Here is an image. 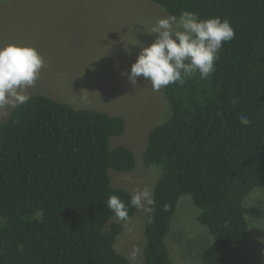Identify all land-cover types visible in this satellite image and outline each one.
<instances>
[{
    "label": "trees",
    "instance_id": "1",
    "mask_svg": "<svg viewBox=\"0 0 264 264\" xmlns=\"http://www.w3.org/2000/svg\"><path fill=\"white\" fill-rule=\"evenodd\" d=\"M151 1L170 16L227 18L235 37L207 79L197 73L164 87L170 116L152 128L143 155L162 168L145 264H175L167 236L184 195L213 237L204 263L231 264L250 233L246 202L264 187V0ZM126 127L122 116L39 93L12 108L0 124V264H131L115 248L123 226L105 203L117 195L135 215L131 194L110 177L136 166L132 150L111 145Z\"/></svg>",
    "mask_w": 264,
    "mask_h": 264
},
{
    "label": "rangeland",
    "instance_id": "2",
    "mask_svg": "<svg viewBox=\"0 0 264 264\" xmlns=\"http://www.w3.org/2000/svg\"><path fill=\"white\" fill-rule=\"evenodd\" d=\"M170 16L151 0H6L0 2V45H30L44 57V68L27 94H43L74 109H96L122 116L127 127L112 139V147L132 150L136 166L130 172L111 171L112 185L132 194L145 186L154 189L161 167H148L143 155L153 127L164 123L170 108L164 88L153 91L143 76L128 79L157 19ZM130 53V54H129ZM12 107H0V124ZM249 237L242 254L231 264H264V187L248 198ZM200 209L190 195L180 198L167 246L175 264H205L203 251L213 244L209 229L198 221ZM117 237V252L131 264H145L147 216L136 208Z\"/></svg>",
    "mask_w": 264,
    "mask_h": 264
},
{
    "label": "clouds",
    "instance_id": "3",
    "mask_svg": "<svg viewBox=\"0 0 264 264\" xmlns=\"http://www.w3.org/2000/svg\"><path fill=\"white\" fill-rule=\"evenodd\" d=\"M149 34L157 35L150 45L141 48L128 79L135 84L143 76L153 91H160L170 84L182 86L186 78L197 73L201 79H207L215 71L224 43L235 37L227 18L201 19L191 10H182L179 16L157 19ZM44 64V57L33 46L14 42L0 45V107L18 108L26 104L30 99L27 89L35 85ZM239 120L241 125L251 124L246 115L242 114ZM105 203L117 218L127 221L129 206L119 196L110 195ZM129 203L152 221L155 210L152 188H137Z\"/></svg>",
    "mask_w": 264,
    "mask_h": 264
}]
</instances>
